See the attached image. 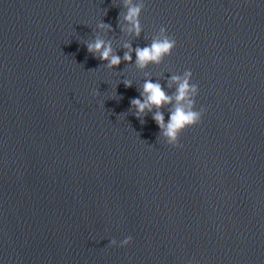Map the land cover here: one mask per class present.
Returning <instances> with one entry per match:
<instances>
[{
    "label": "water",
    "instance_id": "95a60500",
    "mask_svg": "<svg viewBox=\"0 0 264 264\" xmlns=\"http://www.w3.org/2000/svg\"><path fill=\"white\" fill-rule=\"evenodd\" d=\"M132 3L139 37L124 0H0V264H264V0ZM161 26L146 68L86 47ZM185 70L206 111L174 147L130 100Z\"/></svg>",
    "mask_w": 264,
    "mask_h": 264
},
{
    "label": "clouds",
    "instance_id": "9594fccd",
    "mask_svg": "<svg viewBox=\"0 0 264 264\" xmlns=\"http://www.w3.org/2000/svg\"><path fill=\"white\" fill-rule=\"evenodd\" d=\"M124 6L127 8L124 14V20L129 25L128 31L133 33L136 37H139L142 28L140 24V14L144 8V4H133L132 0H124ZM118 16V27H119ZM97 28L107 29L108 31H114L110 23L101 21ZM123 30V29H121ZM162 39H153L152 42L144 47L136 46L128 43L124 45L126 51L123 56L118 55L112 47L111 40H105L96 36L94 40L86 44L87 50L95 58L106 63V67L113 69L114 66H118L122 61L134 63L139 68H146L149 63H160L164 56L171 55L172 50L176 45V40L166 34V28L161 26L159 28ZM133 53H135V60L133 62ZM192 72L191 70H185L183 76L172 75L169 80L171 87L172 83L177 85L174 95H169L164 87L158 82H153L151 79H145L143 82L142 90L139 97L131 98L130 108L135 109L134 115L140 119L143 124L147 112L152 113V119L158 125L160 133L166 138V142L174 147H179V138L183 130L187 127L194 126L201 121L203 113L206 111L201 107L198 111L194 110L195 97L198 94V85L191 83ZM126 87H131V81H123ZM173 99L175 105L169 110V117L167 122L165 121L164 112L161 109L165 104H172ZM153 108L156 109L153 112ZM132 240L131 236L126 237L119 242V246L123 247L128 245ZM111 245H117V241L112 239L109 242Z\"/></svg>",
    "mask_w": 264,
    "mask_h": 264
}]
</instances>
